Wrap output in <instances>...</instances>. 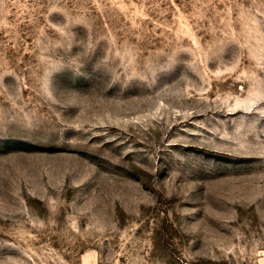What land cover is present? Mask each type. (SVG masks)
I'll return each instance as SVG.
<instances>
[{
    "label": "rangeland",
    "instance_id": "374dc122",
    "mask_svg": "<svg viewBox=\"0 0 264 264\" xmlns=\"http://www.w3.org/2000/svg\"><path fill=\"white\" fill-rule=\"evenodd\" d=\"M0 264H264V0H0Z\"/></svg>",
    "mask_w": 264,
    "mask_h": 264
}]
</instances>
